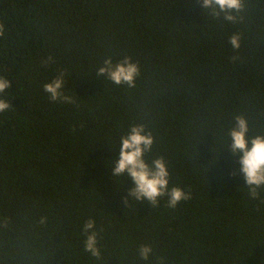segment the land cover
I'll return each instance as SVG.
<instances>
[{"label": "trees", "instance_id": "obj_1", "mask_svg": "<svg viewBox=\"0 0 264 264\" xmlns=\"http://www.w3.org/2000/svg\"><path fill=\"white\" fill-rule=\"evenodd\" d=\"M223 15L202 0H0V264H264V186L249 197L228 136L236 116L264 135V0ZM125 56L134 87L97 77ZM60 72L72 104L43 90ZM134 124L154 138L146 161L163 157L169 188L190 194L175 208L111 174Z\"/></svg>", "mask_w": 264, "mask_h": 264}, {"label": "clouds", "instance_id": "obj_2", "mask_svg": "<svg viewBox=\"0 0 264 264\" xmlns=\"http://www.w3.org/2000/svg\"><path fill=\"white\" fill-rule=\"evenodd\" d=\"M203 9H210L213 17H219L223 13L224 20L235 22L243 9V0H202ZM4 25L0 24V36L4 35ZM231 47L239 49L240 35L232 34L228 38ZM48 57L44 63L51 61ZM97 77H106L113 84L135 86V78L139 75V67L129 57H123L113 63L111 57L103 60L101 66L96 69ZM66 83L64 73H58L51 82L43 85V90L49 94L52 102L72 104L73 97L66 95L63 85ZM10 87V81L0 76V94ZM9 103L0 98V113L9 108ZM234 126L229 130V151L239 154L240 172L243 174L245 184L248 186V194L252 199L259 195L258 189L264 186V135L248 136V122L242 116H236ZM154 138L143 124L131 125L126 134L119 140L118 159L111 166L113 177H121L125 173L132 181L129 195L136 201H147L155 206L158 200L167 197V205L175 208L181 201L190 198V194L178 186L169 188V172L163 157H156L148 163L145 154L151 152ZM44 218H41V223ZM85 234L84 251L91 257L99 260L101 256L98 247V232L94 221L89 218L82 227ZM152 249L148 245H142L138 249L141 260H148Z\"/></svg>", "mask_w": 264, "mask_h": 264}]
</instances>
